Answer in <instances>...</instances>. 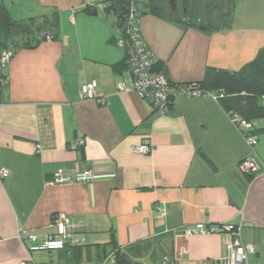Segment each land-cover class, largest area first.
I'll return each mask as SVG.
<instances>
[{
	"label": "crops",
	"instance_id": "crops-1",
	"mask_svg": "<svg viewBox=\"0 0 264 264\" xmlns=\"http://www.w3.org/2000/svg\"><path fill=\"white\" fill-rule=\"evenodd\" d=\"M257 1L263 3L252 5ZM188 2L176 0L172 13L165 0L158 15L142 0L141 33L160 72L177 83L205 81L207 68L264 80L257 9L238 13L235 4L227 27L213 30L190 23ZM2 4L14 19L34 18L37 29L56 14L58 27L53 38L47 22L37 32L47 38L34 47L14 34L17 50L0 70V170L8 172L0 178V264H100L110 251L121 256L116 264H209L226 253L230 235L187 233L199 222L239 225L242 241L253 246L247 264H264V172L250 178L238 168L244 158L264 161V118L251 123L258 141L249 146L214 89L176 95L166 112L118 91L116 82L130 75L112 68L125 49L116 44L118 14L103 0ZM89 82L103 104L80 98ZM144 139L150 152H133ZM59 169L69 176L90 169L94 179L49 183ZM59 212L83 241L33 249L28 236L53 235Z\"/></svg>",
	"mask_w": 264,
	"mask_h": 264
},
{
	"label": "built area",
	"instance_id": "built-area-1",
	"mask_svg": "<svg viewBox=\"0 0 264 264\" xmlns=\"http://www.w3.org/2000/svg\"><path fill=\"white\" fill-rule=\"evenodd\" d=\"M141 7V0H128L122 17L121 33L123 37L120 33V36L116 38V44L123 47L126 51V71L129 73L130 78L127 81L123 79L118 80L116 82L117 90L121 92L133 91L138 97L148 102L155 110L161 112H166L171 107L172 100L176 95L187 98L211 95L209 91L196 87L194 82H172L162 72L150 71L155 57L141 33ZM16 50L17 47L12 42H8L0 51V70L6 66ZM0 82H6V78L2 75H0ZM222 95L223 93L219 92L211 96L214 99H218ZM80 98L94 100L98 104L105 102L103 97L97 95L93 82L82 85ZM262 103L264 104V96ZM228 116L230 121L240 130L246 143L249 146L256 145L258 136L253 132L251 123L245 119L238 118L232 113H228ZM150 148L149 140L144 139L142 143L133 147V152L147 154L150 152ZM238 168L244 174L254 176L260 172H264V161L255 158H244L238 163ZM7 173L6 169H1L0 178L6 177ZM93 179L94 173L90 169L79 170L74 176L66 175L59 169L55 171L53 179L49 183H84ZM52 224L56 228V232L53 235L42 240L33 235L28 236V239L33 243V249H64L83 241L80 233L74 234L73 223L65 214L60 212L54 214ZM239 229V225L232 223H222L219 226L206 227L202 222H199L187 230V233L197 232L208 234L217 230L229 233L230 240L227 242L226 253L212 260L209 264H247V255L253 251V246L242 241ZM116 263L115 251H110L105 255L100 264Z\"/></svg>",
	"mask_w": 264,
	"mask_h": 264
},
{
	"label": "trees",
	"instance_id": "trees-1",
	"mask_svg": "<svg viewBox=\"0 0 264 264\" xmlns=\"http://www.w3.org/2000/svg\"><path fill=\"white\" fill-rule=\"evenodd\" d=\"M105 1V0H103ZM109 4L105 7L106 11L110 9L117 12L120 19V27L122 26V17L124 15L126 4L128 0H108ZM226 1V17L232 14L233 5L230 0H190L187 5V17L192 25H198L205 29H222L227 27L229 23H219V19L224 12L223 3ZM165 0H148V7L150 11L155 14H160V10ZM231 5V6H230ZM88 9V7H86ZM144 5L142 4L141 12L143 13ZM157 10V11H156ZM34 18L28 19H14L9 10L0 3V51L7 45L8 42H12L14 34H20L24 37L22 45L25 47H34L41 40L47 38V33H37L44 29L40 24L37 29L34 26ZM53 21V22H52ZM48 20L44 23L48 24ZM196 22H201L200 24ZM206 24H204V23ZM230 22V21H229ZM50 26L55 30L53 38L56 37V29L58 27V16L54 14L51 19ZM49 25V24H48ZM50 27V28H51ZM50 31V30H49ZM51 31V33H53ZM36 34L38 36H36ZM121 36L123 37L122 33ZM13 43V42H12ZM14 44V43H13ZM17 46V44H14ZM126 51L125 57L122 61L113 64L114 71L122 72L126 71ZM162 69V63L159 60H155L150 71L160 72ZM264 75V67L259 69ZM196 87L209 91L214 89L216 93L222 92L223 95L218 98L222 107L227 113L235 114L238 118L245 119L252 123L255 119L264 118V104L262 98L264 96V80L252 77L242 71H226V70H214L207 68L205 71V81H192ZM264 130V128L262 129ZM253 132L256 134L255 130ZM252 178V176H249ZM116 258L119 260L121 256L116 253Z\"/></svg>",
	"mask_w": 264,
	"mask_h": 264
},
{
	"label": "rangeland",
	"instance_id": "rangeland-1",
	"mask_svg": "<svg viewBox=\"0 0 264 264\" xmlns=\"http://www.w3.org/2000/svg\"><path fill=\"white\" fill-rule=\"evenodd\" d=\"M103 2L106 3V4L110 3V1H108V0H105ZM230 2H231V5H233V8H234V6L236 4V6H237L236 8L237 9L236 8L235 9L238 10V13H239L240 10H242V8H243V10H242L243 12L247 11V12H252V13L255 12V10L257 9L258 14H259L258 18L263 22V26H264V0H263V3H260V2L257 1V7H255L256 5L255 6L252 5L251 0H230ZM101 3L102 2L98 1V2L94 3V6L97 7V10L99 11V13L102 16H105L104 15L105 11L101 7ZM141 4H142V0H141ZM225 5H226V1H224L223 9H222L224 14L219 19L218 18L216 19V20L220 21L219 23H224V22L230 23L229 21H230V16L231 15H229V18L226 17V14H225L226 13V10H225L226 6ZM233 8H232V10H233ZM44 13L49 15V14H51V11H45ZM51 16H53V14H51ZM253 19L256 20L257 16H253ZM59 21H60V17H59ZM50 22H51V18L49 17V23ZM44 23H45L44 21L41 22L42 28L44 27ZM196 23L200 24L201 22H196ZM204 24H206V23H204ZM34 26H35V28L37 27V22L36 21H34Z\"/></svg>",
	"mask_w": 264,
	"mask_h": 264
},
{
	"label": "water",
	"instance_id": "water-1",
	"mask_svg": "<svg viewBox=\"0 0 264 264\" xmlns=\"http://www.w3.org/2000/svg\"><path fill=\"white\" fill-rule=\"evenodd\" d=\"M168 4L170 12L174 13L176 7V0H168ZM93 14H96V12H93Z\"/></svg>",
	"mask_w": 264,
	"mask_h": 264
},
{
	"label": "flooded vegetation",
	"instance_id": "flooded-vegetation-1",
	"mask_svg": "<svg viewBox=\"0 0 264 264\" xmlns=\"http://www.w3.org/2000/svg\"><path fill=\"white\" fill-rule=\"evenodd\" d=\"M181 1H182V2H183V1H185V2H186L187 0H181Z\"/></svg>",
	"mask_w": 264,
	"mask_h": 264
}]
</instances>
